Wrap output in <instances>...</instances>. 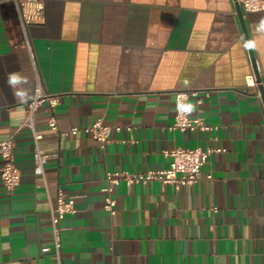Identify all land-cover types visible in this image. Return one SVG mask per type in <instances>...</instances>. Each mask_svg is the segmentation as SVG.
<instances>
[{
    "label": "crops",
    "instance_id": "obj_1",
    "mask_svg": "<svg viewBox=\"0 0 264 264\" xmlns=\"http://www.w3.org/2000/svg\"><path fill=\"white\" fill-rule=\"evenodd\" d=\"M237 3L30 0L24 22L15 0H0V140L14 136L21 171L7 191L0 155V264H57L42 247L53 242L59 189L76 204L62 220L64 264H264V9L241 8L262 81L251 86ZM38 74L60 95L59 131L45 105L35 115L51 154L44 175L34 173L33 134L23 125ZM181 89L199 92L191 114L214 129H169ZM98 119L122 126L105 147L83 129L69 133ZM176 146L226 150L179 189L122 181L116 213L104 208L108 170L165 168L163 150Z\"/></svg>",
    "mask_w": 264,
    "mask_h": 264
},
{
    "label": "built area",
    "instance_id": "obj_2",
    "mask_svg": "<svg viewBox=\"0 0 264 264\" xmlns=\"http://www.w3.org/2000/svg\"><path fill=\"white\" fill-rule=\"evenodd\" d=\"M23 21H27L24 8L30 0H15ZM243 11L253 12L264 9V0H238ZM248 85H261L255 73L246 76ZM176 96V114L174 122L168 127L170 130H212L216 126L203 121L201 117H196L191 112H184L180 109L181 104H189L191 97H196L198 102L202 99L199 92L195 89H181L175 91ZM60 104V95L49 92L38 74L34 93L28 102L26 116L23 125L30 127L33 134L34 150V173L45 174L46 164L51 156L42 146L40 141L44 137L42 132L36 129L35 115L41 106L45 105L49 111L48 124L54 131H59V121L56 114V108ZM80 129L92 134L99 142L101 147H105L112 140L113 131L122 129L120 125L105 124L102 119L96 120L90 125L83 127L73 126L69 133L76 134ZM128 130L132 127L128 126ZM14 136L0 140V155L3 159L1 166V179L7 191H13L21 182V171L14 162ZM226 149L219 146H176L166 148L163 153L170 158L169 165L165 168L151 169L141 172H131L129 170H108L106 172V184L102 188L104 192V208L111 214L117 211V198L114 192V186L120 182H125L128 186L134 183H147L150 180H160L165 183L173 184L177 189L182 186L191 185L203 177L202 166L209 160L215 152H222ZM207 178H213V174L206 175ZM76 211L75 196L68 194L63 189H59L55 200L50 206V226L52 230L53 242L51 245H44L43 252L53 251L57 264H64L63 238H62V220L68 213Z\"/></svg>",
    "mask_w": 264,
    "mask_h": 264
},
{
    "label": "water",
    "instance_id": "obj_3",
    "mask_svg": "<svg viewBox=\"0 0 264 264\" xmlns=\"http://www.w3.org/2000/svg\"><path fill=\"white\" fill-rule=\"evenodd\" d=\"M237 12H238V15H239V18H240V21H241V25H242V28H243V32H244L247 44H249V42H250L249 34H248L247 27H246V24H245V20H244V17H243V11H242L241 6H240L239 3H237ZM248 48H249V51H250L251 59H252V62H253V66H254L257 78H258L259 81H261V77L259 76V72H258V69H257V62H256V58H255V55H254V52H253V48H252V46L251 47L248 46ZM261 92H262V98H263V102H264V87L263 86H261Z\"/></svg>",
    "mask_w": 264,
    "mask_h": 264
},
{
    "label": "clouds",
    "instance_id": "obj_4",
    "mask_svg": "<svg viewBox=\"0 0 264 264\" xmlns=\"http://www.w3.org/2000/svg\"><path fill=\"white\" fill-rule=\"evenodd\" d=\"M262 28H264V24L261 25ZM249 47L254 46L251 42H249V44L247 45ZM187 81H185V85H187ZM180 109L184 112H192L194 110V105H192L191 103L189 104H181L180 105Z\"/></svg>",
    "mask_w": 264,
    "mask_h": 264
}]
</instances>
